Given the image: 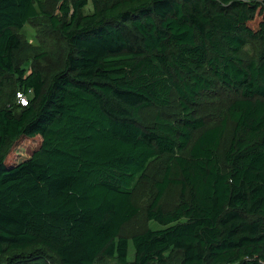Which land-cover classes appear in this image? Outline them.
<instances>
[{"label": "trees", "instance_id": "16d2710c", "mask_svg": "<svg viewBox=\"0 0 264 264\" xmlns=\"http://www.w3.org/2000/svg\"><path fill=\"white\" fill-rule=\"evenodd\" d=\"M40 16L66 45L48 80L22 59L47 55L20 33ZM258 17L264 0H0V264H264V53L242 54L264 39ZM173 103L177 117L139 126ZM161 157L145 211L160 227L129 240L137 182ZM172 185L186 196L163 209Z\"/></svg>", "mask_w": 264, "mask_h": 264}, {"label": "rangeland", "instance_id": "374dc122", "mask_svg": "<svg viewBox=\"0 0 264 264\" xmlns=\"http://www.w3.org/2000/svg\"><path fill=\"white\" fill-rule=\"evenodd\" d=\"M46 6L53 15H60L58 10V3L46 2ZM92 11L91 4H88L83 9L84 13ZM260 16V15H259ZM261 17L256 18L253 22L249 23V28L253 30H260L263 27ZM20 33L24 39L34 45H41L44 50L47 51V55L42 59H37L33 55V52L25 51L22 55L24 65L28 69L33 67L38 69L46 80H48L54 73L63 68L64 58L66 56V45L60 34L53 29L49 20L40 16L36 20L27 23L23 26ZM264 53V39H251L243 47L242 54L246 61L259 58L260 54ZM18 95V94H17ZM217 101L206 102L203 104L202 113L205 116L206 121H217L221 119V112L216 111L215 114L210 112L215 109H221L225 105L226 100L229 98V92L221 89L218 92ZM217 97V96H216ZM20 102V101H18ZM179 110L175 103L168 107H156L151 106L142 109L139 112L138 124L141 127L150 125L159 116L161 118L174 119L177 117ZM231 127V125H230ZM32 140V141H31ZM24 140L18 145H14L13 151H10V155H14L18 160L24 159L30 155L31 151L37 146L39 139ZM228 143V138L223 141L222 149ZM222 153V151L220 150ZM168 161L165 157H161L159 160L152 161L146 171L145 175L138 180L136 190L137 205L140 208L138 214L133 217L128 223H126L121 229V235L126 236L129 240L135 233L142 232L148 228H159L160 226L146 218V207L150 203L153 195L156 192L155 182L160 181L167 167ZM172 177L178 178V173L172 169ZM186 195L182 196L180 187L172 185L166 190L164 197L161 201L163 209H170L179 203ZM133 257V249L131 244L129 245V259ZM95 264H118L114 258L102 257L99 258Z\"/></svg>", "mask_w": 264, "mask_h": 264}, {"label": "built area", "instance_id": "2783aa9c", "mask_svg": "<svg viewBox=\"0 0 264 264\" xmlns=\"http://www.w3.org/2000/svg\"><path fill=\"white\" fill-rule=\"evenodd\" d=\"M17 97H18L20 103L25 104V98L22 94L18 93Z\"/></svg>", "mask_w": 264, "mask_h": 264}]
</instances>
